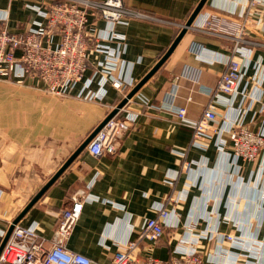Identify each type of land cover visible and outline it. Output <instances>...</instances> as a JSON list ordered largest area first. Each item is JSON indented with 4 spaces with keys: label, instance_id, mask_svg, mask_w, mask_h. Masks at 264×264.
Segmentation results:
<instances>
[{
    "label": "crops",
    "instance_id": "0c3cea01",
    "mask_svg": "<svg viewBox=\"0 0 264 264\" xmlns=\"http://www.w3.org/2000/svg\"><path fill=\"white\" fill-rule=\"evenodd\" d=\"M49 1L0 0V14H8L9 30L21 31L44 20L38 10ZM202 1L125 0L159 20L135 18L117 27L126 36L111 42L120 57L117 75L138 84L174 45L173 50L132 97L136 124L118 152L96 157L86 147L19 221L35 226L45 243L61 211L83 190L89 198L68 247L92 264L108 261L119 244L136 238L162 205L168 211L161 219L164 240L144 239L142 256L170 259L195 223V246L211 264H248L247 250L256 257L251 264H264V152L253 161L235 158L229 133L237 121L255 131L264 128V0L251 8L247 0H205L183 32L180 24ZM210 9L250 19V38L258 44L244 53L240 94L219 99V132L194 143L192 128L180 122L177 111L186 108L190 119L201 116L233 46L230 39L200 30ZM103 59L90 52L83 80L65 95L50 93L33 75L23 83L0 79V245L14 219L119 103L111 81L103 84L98 73ZM89 91L101 98L87 99ZM184 161L191 163L188 169Z\"/></svg>",
    "mask_w": 264,
    "mask_h": 264
},
{
    "label": "built area",
    "instance_id": "2783aa9c",
    "mask_svg": "<svg viewBox=\"0 0 264 264\" xmlns=\"http://www.w3.org/2000/svg\"><path fill=\"white\" fill-rule=\"evenodd\" d=\"M260 2L261 0H247V7L251 8ZM38 11L44 20L21 31L9 30L6 25L8 14H0V79L23 83L27 76L33 75L44 83L50 93L65 95L83 80L88 68L89 54L95 51L104 55V59L97 65L103 84L107 79L111 81L120 95L121 103L137 85V81L131 77L117 75L120 57L111 42L126 39L125 34L118 32L117 27L129 25L135 18H159L126 5L125 0H50L46 9L39 8ZM239 19L240 17L210 9L207 10V16L200 28L206 33L232 40L233 46L225 69L220 74L201 116L190 119L187 117L186 108L177 111L180 122L192 128L194 143L208 140L219 132V99L223 95L232 96L234 99L240 94L239 87L246 74L244 53L250 51L249 45L258 42L250 38L253 34L250 19ZM99 20L104 26L96 23ZM180 26L186 27V23ZM88 86L89 83L86 84V87ZM85 97L101 98L100 93L91 91L86 93ZM119 103L113 106L111 111L117 109ZM131 103L132 98L128 99L92 138L87 145L92 155L112 156L118 152L123 138L136 124L137 112L132 109ZM261 110L264 113L263 101ZM229 133L235 158L253 161L264 152V128L255 131L237 121ZM222 143L226 144V141ZM190 165L189 161L183 163V167L187 169ZM88 198L89 194L83 190H78L72 197L71 206L60 213V221L50 244L40 238L35 226L17 223L0 254V264H92L88 256L68 247V241ZM167 216V208L162 205L159 207L158 216L147 219L136 238L119 244L112 257L102 264L214 262L204 259L195 246L198 240L195 223L188 225V232L192 235L180 240L174 249L175 255L170 259L142 256L144 239H150L154 244L164 240L166 227L161 219ZM227 238L233 242L237 241L236 237L230 234Z\"/></svg>",
    "mask_w": 264,
    "mask_h": 264
},
{
    "label": "water",
    "instance_id": "95a60500",
    "mask_svg": "<svg viewBox=\"0 0 264 264\" xmlns=\"http://www.w3.org/2000/svg\"><path fill=\"white\" fill-rule=\"evenodd\" d=\"M203 0L197 9L194 11V13L189 18L188 22L186 23V27H184V30L187 29L188 26H190L195 19L196 15L198 14L199 10L201 9ZM174 46V45H173ZM173 46L168 51V53L159 61V63L156 65V67L144 78L142 79L127 95V97L119 103L117 109L111 111L104 119L103 121L94 129V131L83 141V143L75 150V152L71 155V157L62 165V167L55 173V175L46 183V185L33 197V199L26 205V207L21 211V213L14 219V221L11 223L9 229L7 230L6 234L3 237V240L0 245V254L7 243L15 225L19 223V221L24 217V215L30 210V208L41 199V197L44 195V193L49 189V187L60 177V175L71 165V163L77 158V156L87 147L89 142L92 140V138L96 135V133L104 126V124L113 117L118 109L125 105L128 101V99L132 98L134 94L139 90V88L148 80L150 76L154 74V72L163 64V62L166 60V58L169 55V52L173 50Z\"/></svg>",
    "mask_w": 264,
    "mask_h": 264
},
{
    "label": "rangeland",
    "instance_id": "374dc122",
    "mask_svg": "<svg viewBox=\"0 0 264 264\" xmlns=\"http://www.w3.org/2000/svg\"><path fill=\"white\" fill-rule=\"evenodd\" d=\"M247 243V242H246ZM246 245H248V244H246ZM248 252H247V256H246V258L250 261H248L247 263L248 264H251V263H253V262H251V261H255V263H256V257L254 256V255H252V254H250L249 253V250H247ZM253 258H255V259H253ZM250 259H253V260H250Z\"/></svg>",
    "mask_w": 264,
    "mask_h": 264
}]
</instances>
